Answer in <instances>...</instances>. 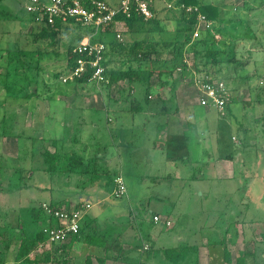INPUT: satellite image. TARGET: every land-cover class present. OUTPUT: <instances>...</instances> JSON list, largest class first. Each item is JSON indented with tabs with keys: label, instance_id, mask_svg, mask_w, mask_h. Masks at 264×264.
<instances>
[{
	"label": "rangeland",
	"instance_id": "1",
	"mask_svg": "<svg viewBox=\"0 0 264 264\" xmlns=\"http://www.w3.org/2000/svg\"><path fill=\"white\" fill-rule=\"evenodd\" d=\"M26 1L0 0V255L3 253L0 256L3 262L0 264H18L16 254L21 245L23 225L31 216L26 213V208L30 207L29 202L37 196L36 193L43 197L42 206L46 201L51 202L52 197L54 201L60 203L61 208L67 206L69 202L68 207H70L75 201L74 198L68 200L64 198H69L68 193L71 191H82L88 184L89 181L84 180L91 178V174L82 173L84 183H79L75 178L71 183L72 188L69 189L64 185L58 174H69L65 167L67 155H72L76 151L78 155L84 156L86 167L96 168L102 172L95 159L102 153V147L114 146L110 145L112 138L117 139L103 126L104 113L95 110V107H100L103 103L100 88L105 83L89 80L75 86V83L65 81L69 76L67 46L78 41V31L81 30L72 24L63 26L55 38H42L40 36L42 24L36 23L32 14L25 10ZM210 1L221 3L226 12L223 21L215 26L225 29L215 30L216 43L221 49L226 50L231 39L236 38L233 53H224L217 60L204 56L202 59L198 57L194 59V51L186 46L185 55L190 66L195 61L202 65L206 63L207 68L217 72L212 76L226 81L233 91L232 109L226 114L214 109L206 117L203 116L205 106L198 104L195 106V111L198 113L195 126L200 134L204 133L205 136H210L213 129L216 143L218 140L225 142L223 147L214 151V158L231 152L237 155L231 160L232 166L228 167L229 171L225 172L230 178L218 176L215 172L210 174L212 177L210 179L189 181L188 186L186 185L182 190L183 193L180 192L181 196L176 199L157 197V195H150L148 199H144L143 196L151 193L152 189L156 193L165 184H169L165 179L157 184V189L147 188L148 184L151 186V181L142 182L143 186L137 183L136 189L130 182L131 192L135 193L137 190L135 193L137 195L131 196L134 207L122 203L123 207L114 206L111 214L119 213V218L124 219L120 221H126L129 224L128 228H134V225L137 227L138 223L145 235L151 233L150 237H147V240L153 244L148 260L150 264H195L199 253L197 248L200 246L201 249L204 241L206 249L203 250L202 259H205L206 264H236L237 257L242 255L246 256V264H264L262 236L264 102L254 100L257 92L252 94L250 88L251 85L264 86V8H247L244 6L245 0ZM167 4V0H160L155 4L162 30H153L151 34L140 31L135 35V39H142L148 35L147 45H150L153 57L151 62L144 58L135 59V53L130 50L134 38L128 34L125 24L119 30L121 37H117L120 43H124V48L119 49V52L116 49L108 58L117 68L128 69L131 66L139 70L140 76L146 80L149 70L155 69L156 71L149 78L150 82H157L156 80L163 78L177 79L183 82L186 91L193 90L194 95L199 98L195 81L208 74L206 71L195 72L193 69L182 71L171 63L170 59L174 52L171 49L172 45H167L165 42L175 37L174 31L178 25L176 19L181 15V11L169 8ZM233 21L237 22L232 26ZM149 26L152 27L153 24ZM144 28L147 30V27ZM252 31H254L253 35ZM147 45L145 43L137 51H147ZM27 60L31 63V67L28 62L22 66V62ZM163 61L169 62L164 65ZM161 67L166 68L162 75L159 74ZM136 83L137 93L134 96L141 97L143 94L147 97L145 84ZM252 100V103L247 104ZM137 137L139 139L136 144L144 145L146 139L142 126L137 130ZM99 140L106 145H98ZM225 145H232V149ZM19 147H22L21 151ZM46 150L61 155V164L63 163L61 170L43 172L45 162L43 153ZM141 152L144 154L143 150ZM126 157L127 154L124 160ZM119 159L121 160L120 156ZM127 166L126 160L124 161L126 170ZM197 171V175H201L199 169ZM31 174H34L31 179L33 185L27 188L28 182L24 180L30 178ZM100 179L103 178L94 181L93 186H87L93 194L89 197L96 196L94 189L98 186L97 182L107 183L106 180ZM16 186L21 188L11 190L16 192L10 193L9 189ZM6 187L10 188L6 190ZM43 187L51 189L43 192L41 190ZM63 191L65 193L62 194ZM164 193L166 194L165 191ZM169 193L168 191L166 195ZM71 194L75 193L71 192ZM112 195H114L113 191ZM122 200L126 202L125 198ZM83 202L86 201H79L80 204ZM148 202L151 205L148 206ZM20 206L23 207L19 211L21 214L15 213ZM93 207L92 205L90 210ZM155 208L160 210L163 218L174 220V224L170 226L154 224L151 210H156ZM91 223L84 219L85 233H95ZM47 224L44 223V227ZM122 226L123 224L120 227ZM95 234H99L97 230ZM125 234L124 237L127 238L128 232ZM80 239H82L80 243H88L85 237ZM186 245L196 247L186 250ZM226 245L231 250L233 259L231 263L226 262L224 258ZM167 248H176L179 252L185 249L183 251L185 256L178 263L171 261L164 254ZM81 249L84 252L88 250L85 246ZM53 250L54 246L49 241H39L30 255L40 258L36 264H67L65 256L72 253L66 255L62 249L53 254L54 257H58L55 261H45V257ZM148 262L145 261V264H149Z\"/></svg>",
	"mask_w": 264,
	"mask_h": 264
},
{
	"label": "crops",
	"instance_id": "2",
	"mask_svg": "<svg viewBox=\"0 0 264 264\" xmlns=\"http://www.w3.org/2000/svg\"><path fill=\"white\" fill-rule=\"evenodd\" d=\"M124 24L123 22H118L114 25L116 33L119 32L120 27L124 26ZM107 59L109 60V68L116 69L117 67L113 65L110 58ZM156 81L157 82L149 81L151 87L149 90H146L147 97H144L143 94L141 97H135L134 95L137 93V83L124 79L112 84L106 83L100 88V91H102L100 95L103 103L100 107H95V110L104 113L105 122L103 120L102 124L107 128L109 133L117 139L114 140V138H112V144L110 145L114 146L107 148L102 147V153L95 159V162L99 164L98 168L102 170V172H100L102 175L96 174V178H87L84 180L89 181V185L87 184L80 192H75L76 190H74L71 192L75 194H71V192L66 190L69 192V198L64 199L68 200L74 198L75 201L71 203V206L80 204L79 201L93 203L94 207L92 210L88 211L84 219L92 222L91 225L94 226L95 233L97 230L99 233L98 235L104 239L105 242L104 245L101 246L97 243L84 244L78 241L72 243L71 238L68 239L65 241V243H67L65 252L66 255L69 253L72 254L65 256V261H67L65 263L67 264H85L89 257L91 258L92 264H145V261L148 262L149 255L152 253L153 244L147 239L150 237L151 233L148 232L147 235H145L138 223L137 227L133 224L134 228H128L129 224H127L126 221H120L124 219L119 218V213L115 215L111 214L112 208L116 205L123 207V204L125 205L128 203L130 207H134L131 196L137 195L135 194L137 190H135V193L131 192L129 186L130 182L133 183V188L136 189L137 183L143 186L142 182L151 181V186L148 184L147 188L157 189V184L162 183V180L165 179L169 181V184H165V186L160 191H156V193L152 191V189L151 193L143 196L144 199H148L150 195L176 199L181 196L179 195L180 192H182L186 185L188 186L189 181L200 179L204 181L206 178L210 179L212 178L210 174H214L215 172L218 176L230 178V176H228L229 174L227 175L225 172L229 171L228 167L232 166L231 160H234L237 154L235 152L225 153L214 158V151H218L220 147H223L225 142L218 140L216 143L213 129L211 130L212 134H210V136H205L204 133L200 134L195 126L198 120V113L195 111V106L198 104L201 105L199 102L200 95L198 98L194 95L193 90L188 89L186 91L183 82L177 79L167 80L163 78V80L158 79ZM147 84H145V89L148 86ZM203 109V116L206 117L214 110L208 107H203ZM230 109H232V107H230L228 111H230ZM95 125H97V123ZM100 126L102 127L101 123ZM140 126H142L145 131L144 138L146 142H144V145L136 144L139 139L137 137V130ZM124 130H126V132H123ZM128 133L130 135H128ZM174 140L175 145H173ZM87 144L91 145L89 143ZM98 145L106 144L101 143L99 140ZM225 146L232 149V145ZM21 149L22 147H19L20 151ZM142 150L144 154H142ZM125 154H127V157L124 160ZM126 160L128 161L127 170L124 168V161ZM89 161L91 160L89 159ZM225 168L227 170H225ZM198 169L201 175H197ZM43 172L45 171L43 170ZM82 173L85 174L86 172H69L67 175L61 173V175L58 174V176L62 179L64 185L70 189L72 188V180L75 178H77L76 181L79 183H84V181H82L84 178L82 177ZM119 174L124 176L128 192L126 196L115 197L112 195V191L115 187V183L112 179ZM33 177L34 174H31L30 178L24 180L28 182L27 188H31L33 185L31 184V179ZM99 178H103L100 180H106L107 183L97 182L98 186L94 189L96 196L89 197L92 194V190H89L90 187L88 189L87 186L92 185V183H95ZM9 188L10 187H6V190ZM19 188L21 187L16 186V188H10L9 191L10 193H14L16 191L11 190H18ZM45 191L48 190H44L43 192ZM164 191L166 194L169 191V195H166ZM63 193L65 192L63 191L62 194ZM107 193H109L108 196ZM36 195L37 196L29 202L31 204L30 207L36 206L37 203L38 207L43 199L38 193H36ZM77 196L79 197L76 199ZM123 198L126 199V202L122 200ZM57 199L61 200L59 198ZM51 200L54 201V198L51 197ZM162 203L165 204L164 201H162ZM149 205H151L150 202H148V206ZM28 208L29 207L26 209ZM22 209L23 207L20 206L15 210V213L21 214L19 211ZM151 212L154 224H166L163 221L165 218H163V214L160 210H151ZM109 214L111 216H108ZM156 214L162 218L161 222H156L154 220V215ZM135 217H137L136 214ZM166 219L171 220L172 224H174V220L170 218ZM122 224L123 226L120 227ZM127 232L128 237L126 238L124 236ZM138 239H140V241H138ZM204 244L205 241L201 249L200 246L197 248L199 249V253L196 264H206L205 259H202V255H204L203 250L206 249ZM83 246H85L86 249L88 248L86 252L82 251L83 249H81V247ZM146 246H148V248H146ZM200 252L202 253L201 255Z\"/></svg>",
	"mask_w": 264,
	"mask_h": 264
},
{
	"label": "trees",
	"instance_id": "3",
	"mask_svg": "<svg viewBox=\"0 0 264 264\" xmlns=\"http://www.w3.org/2000/svg\"><path fill=\"white\" fill-rule=\"evenodd\" d=\"M111 4H116L117 1L110 2V0H105ZM112 1V0H111ZM160 0H154L152 3V11L154 13V16L145 19L144 15L140 14L138 11L135 9H132L131 14L128 16L127 14L120 12L116 15L115 20L119 22L125 23V25L128 28V34L134 38V42L132 46L130 47V50L132 53H135V59H148L150 62L152 61L151 58V49L150 45H147L149 41V37H143L142 39H135V35L137 32L140 31H146L147 34H151L152 31L154 30H162L160 27V22L159 18L157 15V8L155 6L156 2ZM168 4L167 6L169 8H176L181 11V15L179 18L177 17V27L175 28V37L166 40L165 44L167 45H172L171 49L172 52H174L173 56L171 57L170 61L173 63L175 67L181 68L182 71L188 70L192 71V69L195 72H202L206 71L208 75H211L212 78H218L216 76H212V74H217L216 71L210 70L208 65L205 64H199V62H193L192 66L189 65L188 59L186 58L185 55V50L186 46H189V50L194 51V59L196 57L202 59V57L206 58H212L214 60H217L219 56L224 53H233V47H234V41L236 38H232L231 42H229L227 45V49L223 50L221 49L218 44L216 43L215 40V32L219 29L220 27L216 28V24L218 22L223 21V19L226 16V12L224 11V6L221 5V3L218 2H213L210 0H167ZM253 4V5H251ZM244 6L247 8H256V7H263L264 8V0H245ZM134 7V6H133ZM191 7V10H188V8ZM200 13L204 14L208 20V25L204 26V28L199 29V36L194 37V32L198 27V20L200 17ZM32 18L34 20V16L32 15ZM35 21V20H34ZM73 21V20H72ZM237 21L232 22L236 25ZM240 22V21H239ZM149 24H153L152 27L149 26ZM69 24H63L61 20H57L54 26L51 25H46L42 24L41 31H40V36L42 38H47V37H52L55 38V36L58 34L59 30L63 26H68ZM114 25L115 24H110V26H107L106 28H99L96 30L94 26H82L80 23L79 24H73L72 26L78 27L81 31H78L79 35L77 37V42L68 44L67 46V68L69 74L74 70L77 66V60L79 58H84V59H90L93 56H88L85 53H78L74 52L73 48L75 45L80 43L85 36H90L91 43H103L106 46V52H105V61L104 64L106 65V71H105V76H106V81L108 84H112L114 82H117L119 80H126L128 79L130 82H143L144 84H147L146 90L151 87L149 83V78L151 77L152 74L156 71L155 69H150L149 73L147 75V80L143 79V76L141 75V72L137 69H134L133 67H129L128 69H123V68H116V69H110L109 68V60L107 59L109 55L115 53L116 49L119 52V49L124 48V43H120L117 38V33L114 30ZM144 27H147V30H145ZM77 28V29H78ZM216 30V31H215ZM224 31L225 29H221ZM227 30V29H226ZM254 34V31H252V35ZM37 35V33L35 34ZM181 36V37H180ZM180 39H179V38ZM83 38V39H82ZM146 43L148 50L147 51H137L141 46H143ZM138 53V54H137ZM30 52L27 53L29 55ZM141 56V57H140ZM181 57V58H180ZM193 59V60H194ZM28 62H22V66L25 65V63ZM169 61H163L164 65H167ZM29 66L31 67V63H29ZM166 68L161 67L159 70V74L162 75L165 72ZM94 72V69L88 65V70L82 75V76H75L73 79H68V83L73 82L78 86V84L88 82L90 78L92 77ZM219 72V71H218ZM219 74V73H218ZM146 80V81H145ZM148 81V82H147ZM105 83L106 82H102ZM36 84L38 85V80L36 81ZM252 90V94L257 92L256 97L254 100L264 102V86H250ZM34 94V93H33ZM35 96L37 97V91L35 92ZM32 96V95H31ZM252 101H248V103H252ZM231 107V104L229 108ZM45 155V162H44V167L43 170L47 172H56L58 170H61L63 167L61 155L59 153L55 152H50L49 150L44 151L43 153ZM67 164L65 163V167L67 168V172H86L91 174V178H96L97 175H102L96 168L92 169L89 167H86L84 164V156L83 155H78L76 151H74V154L72 155H67ZM46 164V165H45ZM97 174V175H96ZM116 177V176H115ZM115 177L112 179L114 182ZM19 185V184H17ZM20 186V185H19ZM51 188L48 187H43L41 190H50ZM115 196V195H114ZM116 197V196H115ZM51 200V199H50ZM88 202V201H87ZM47 204L59 208L61 205L59 202L52 201L47 202ZM69 204L67 205V207ZM71 207V206H70ZM27 214H30L29 219L27 220L26 223H24V231L21 233V245L19 247V250L16 254V262L18 264H36L37 261L40 259L37 256H32L30 255L35 246L38 244L39 241H47L48 235L44 232V223H48L52 221V218L46 213L44 210V207L42 206V202L40 205L37 206H31L26 210ZM86 218V216H85ZM35 224V226H34ZM86 224V223H85ZM83 224L80 231L77 234H74L71 236V241L73 242H80L82 241V237H85L86 241L90 244H95L97 243L98 245H104L105 240L102 239L98 234L95 233H85V228L86 225ZM262 236L264 238V229L262 232ZM54 246V250L51 253H48V255L45 257V261H55V258L53 254L60 249L65 251V247L67 246V243L65 242H52ZM227 246V245H226ZM186 250H190L191 247L195 248L196 246H190L186 245ZM165 249V248H164ZM145 251V250H144ZM176 248L169 249L167 248L164 252L165 256L169 258L171 261H175L178 263L181 258L185 256V249L181 250L180 252L177 251ZM3 254V253H2ZM2 254L0 256H2ZM225 261L228 263H231L233 261L232 259V254L231 250L228 248V246L225 248V255H224ZM3 259L0 257V262ZM58 260V259H57ZM56 260V261H57ZM182 260V259H181ZM85 264H92L91 258H87ZM196 264V262H195ZM198 264V263H197ZM236 264H246V256L242 255L237 257L236 259Z\"/></svg>",
	"mask_w": 264,
	"mask_h": 264
},
{
	"label": "built area",
	"instance_id": "4",
	"mask_svg": "<svg viewBox=\"0 0 264 264\" xmlns=\"http://www.w3.org/2000/svg\"><path fill=\"white\" fill-rule=\"evenodd\" d=\"M153 1L119 0L116 4H111L105 0H27L24 8L34 16L35 22L39 24L54 26L57 20H61L63 24L80 23L82 26H94L98 30L99 28H106L112 23L117 24L119 21L115 20L116 15L123 12L129 16L132 9L144 15L145 19L153 17L154 13L151 8ZM188 10H191V7ZM207 22L206 16L200 13L194 37L199 36V29L207 26ZM117 37H121L120 32L117 33ZM105 48L103 43H91L90 36H85L80 43L74 46L73 51L93 57L90 59L79 58L76 68L65 78V81L73 79L75 76H82L88 70L89 65L94 69L90 80H96L97 83L107 82L106 65L104 64L106 59ZM195 83L200 95V104L216 109L221 114H226L233 98V91L226 81L206 75L202 79L198 78ZM114 183L113 194L116 197L126 196L128 188L124 176L122 174L117 175ZM92 205L91 202H83L71 207L55 208L44 203V209L52 218V221L44 227V232L48 235L47 241L62 243L70 239L72 235L77 234ZM154 220L161 222L162 218L156 214ZM163 221L168 226L172 224L171 220L165 219Z\"/></svg>",
	"mask_w": 264,
	"mask_h": 264
}]
</instances>
